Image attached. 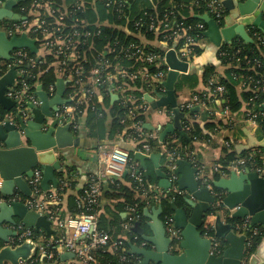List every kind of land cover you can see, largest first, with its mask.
<instances>
[{"label":"built area","instance_id":"2783aa9c","mask_svg":"<svg viewBox=\"0 0 264 264\" xmlns=\"http://www.w3.org/2000/svg\"><path fill=\"white\" fill-rule=\"evenodd\" d=\"M4 1L5 0H0V5ZM121 3L122 0H106L107 6L115 4L119 12H121ZM29 4L32 5L31 13L35 15L33 19L24 18L21 22L12 24L7 28L2 24L0 25V32H3L7 38L20 36L25 31L29 32L27 34H30V31L33 33V36L30 35L29 37L30 40L35 39L36 42H38L41 38L40 46H36L37 53L35 54L29 53V51L27 52L25 48H17L10 52L9 60L0 58V76L5 74L12 67L16 70L15 83L12 87H9L5 93L7 97L15 102V116H20L22 120L26 122L30 119L31 107L38 108L40 106V100L35 95L33 89L35 88L36 90V86L40 84L37 85L36 81L32 85L30 81L36 78L39 80L40 76L48 74L51 66L45 61V57L49 56L50 60H55V70L58 71V73L64 77V81L67 82L64 97L69 100V103L59 106L53 119H51L55 120L57 125H67L69 128L76 130L78 126L75 119L76 116L81 114L86 107H89L91 110L96 108L95 98L96 93L99 91L107 95H116L121 104H131V107L128 108V114L132 121L129 123V131L124 133L127 139L139 142V139L143 140L157 136L146 132L143 129L140 119L136 118V112L139 110H146L147 106L144 101L138 103V98L133 94H125L126 91L131 90V87L127 83L142 81L145 82L146 87L152 90L154 89L157 95H163L165 89L162 82L165 80L168 70L164 63L165 52L173 49L179 59L188 63L190 56L195 51L197 41L200 38L199 35L188 33L190 27L185 26L181 21H176L171 11L166 12L161 19L163 28L168 31L161 36L163 45H166V50L163 55L151 51L145 52L144 49L137 44L130 43L122 45L121 50L125 51L127 59L140 63L136 69L131 70L130 68L122 67L119 63L111 62L105 57L104 53L98 54L92 48L86 46V40L93 35L91 31L83 30L86 26H79L71 31H68L70 29H66L68 28L66 27L68 23H72L74 27L75 24L80 23V20L75 18L74 15L77 11H82V9H84L83 0H75V3L68 6L64 12L57 7L56 0H31ZM204 6L207 8L205 14L219 25L224 14L222 1L204 0ZM25 9L24 6L20 7L19 3L16 8H14V11L20 14V12H24ZM155 24L156 23L153 21L150 22L148 30H153ZM194 27L202 33L206 29V26L202 23H196ZM98 33L97 30L96 34ZM249 33L248 30V34ZM249 36L251 39L254 38L258 41V44L262 47L264 56L263 35L254 31L251 35L249 34ZM179 39H182L179 48H175L172 44L167 45L169 41L173 43ZM235 43L239 45V40L237 39ZM106 49L105 54L113 52V50H109L108 47H106ZM239 53V48H236L231 54L223 50L218 52L220 56H230L237 65L240 66H250V68H259L262 66L260 57L252 59L246 57L239 58ZM86 58L94 61V64L88 68H85L83 64V62L87 60ZM228 63L231 64V60L228 61ZM149 66H155L157 70L149 72L147 70ZM41 85L49 97L54 95V82L49 81ZM241 85L242 87L257 92V94L264 93V74L261 78L258 77L257 79L242 75ZM201 94L202 96L206 95L208 97L207 100H209V97L212 95L216 101H223L222 96L225 94V89L220 81L216 82L213 78H209L203 84V89L196 90L191 94L188 100L179 105L177 104L178 108L185 113L195 106L199 107L205 105L206 101L204 98L199 97ZM256 98L257 97H251L250 102L254 101ZM217 114L216 111L209 112L210 117H214ZM247 117L249 120H252V122L257 123L258 117L264 118V111H251L247 114ZM140 144L141 146L138 152L148 155L150 152L148 142ZM160 146L163 152H165L164 168L168 176V181L170 182V187L167 191L180 193L176 185L177 175L174 173L176 161L178 159H185L188 161L190 157L187 158L185 155L181 157L178 152L167 149L165 145ZM259 156L260 152H257L254 155L238 158L233 168L236 170L246 169L250 172L260 174L261 167L258 163ZM97 163L98 171L88 177L83 193L78 199V204L83 208L82 212L70 216L66 220L59 219L57 217V210L48 207L49 204L58 202L59 192L56 190L51 193L42 191L40 187L42 173L37 168L33 169L32 176L27 179V183L31 190L30 197L23 198L18 192H15L11 196L0 194V202H22L29 210L46 215L48 220L54 222L58 227L71 229L72 235L69 237H62L58 245L60 249L72 253L80 264H99L94 255V251L98 249L109 250L117 255L120 262H127L125 243L128 238L121 236L112 238L109 233L98 229V219L94 211V205L97 204L102 194V180L106 178H121L124 172H126L134 181L132 186L134 192L144 200L147 206L157 203L164 194L162 190L155 186L145 185L146 182L143 172L136 162H130L129 151L117 142L100 145L98 147ZM2 182L3 180L0 177V188ZM62 183L59 190H62V187L67 185L65 182ZM200 183L204 186L206 180L202 179ZM213 196V204L215 205L221 201L222 193L214 194ZM126 213L127 217L123 223V228L131 229L133 224L139 221L140 214L137 211L136 205H127ZM164 225L170 235L177 239L179 238L178 230L173 227L172 216L164 217ZM13 229L15 235L9 237L7 243L0 242V248L4 244L13 246L21 243L27 238L33 239V234L31 232L32 228H26L22 226V224H17ZM40 240L38 244L35 242L39 251L48 259H52V254L46 253L43 249L45 238H40ZM138 246L144 248L148 247V244L143 240H139ZM211 251L219 253V244L214 239L212 240ZM244 255L247 256L248 253L245 252ZM37 259L38 255H34L30 260L21 262L20 264H38Z\"/></svg>","mask_w":264,"mask_h":264},{"label":"water","instance_id":"95a60500","mask_svg":"<svg viewBox=\"0 0 264 264\" xmlns=\"http://www.w3.org/2000/svg\"><path fill=\"white\" fill-rule=\"evenodd\" d=\"M25 0H5L0 5V21L10 19L23 20L25 17L14 11L19 3ZM261 0H245L240 2L238 11L241 15L254 12ZM227 2L223 1L225 6ZM202 20L206 29L203 35L215 46L219 47L224 42H230L233 37H240L244 42H250L251 38L244 29L251 24L264 33V20L259 12L254 17L240 18L239 25H231L221 29L219 25L208 15L196 16ZM35 39L27 37V31L20 36L7 38L0 32V58L10 59V52L14 49L25 48L35 52ZM164 63L168 70L162 85L165 89L163 95L158 94L153 100L145 96L150 102L151 109L169 106L172 114V122L167 124L159 135L163 141L167 134L178 132L184 137L181 120L185 113L182 112L176 102L175 83L180 74L189 70L188 63L182 61L173 49L164 54ZM16 80V70L10 68L0 76V106L7 112L15 107V102L6 96V91L12 87ZM66 81L57 79L54 95L49 97L42 85L36 87L35 95L40 100L38 108L31 107L30 119L24 122L20 116L0 118V177L2 186L0 194L11 196L15 192L24 197L31 196V190L26 179L32 176L33 169L37 168L42 173L40 187L43 191L49 190L50 184L56 187L55 172L60 164L56 158L59 149L73 143V136L67 125L59 126L54 117L58 107L69 103L64 97ZM264 107V104H263ZM198 110L195 106L192 111ZM51 120V121H50ZM50 121V122H47ZM48 127V128H47ZM46 128V129H45ZM246 135V143L235 146L237 154L254 149L256 146L264 148V140L257 142L254 135L248 130H243ZM134 160L140 163L139 168H145L144 161L150 159L155 165V174L158 178V186L167 191L170 187L168 176L158 165L159 154H142L134 152ZM197 169L185 159L176 161L174 173L177 175L176 185L178 190H186L187 196L183 198L185 207L178 208L171 203L173 227L179 232V238L170 235L162 219L160 205L144 209L146 217L145 227L139 221L135 222L131 230L148 247H140L129 244L128 254L140 256L137 264H241L244 258L246 235L236 233L229 222H224L218 214L214 215L212 224L213 236L206 234L204 223L206 216L210 214L212 195L208 188L200 186L195 179ZM126 174L124 172L123 176ZM264 175V157L261 173ZM254 172L240 173L238 176L231 172L229 179H221L212 183L215 188L228 190L223 204L228 210L233 211L229 218L240 219L251 216L249 228L260 225L264 227V178ZM254 193H252V192ZM20 223L26 228L35 231L45 230L49 236L53 233L51 222L44 214H38L29 210L22 202H0V242L7 243L8 238L15 235L13 228ZM222 239L226 242V248L220 253L211 251L212 240ZM37 250L35 241L27 238L19 244H4L0 248V264H20L30 260ZM72 253H65L62 259L73 257ZM44 256H41V261ZM246 264H264L256 255L249 256Z\"/></svg>","mask_w":264,"mask_h":264},{"label":"trees","instance_id":"16d2710c","mask_svg":"<svg viewBox=\"0 0 264 264\" xmlns=\"http://www.w3.org/2000/svg\"><path fill=\"white\" fill-rule=\"evenodd\" d=\"M84 1V9L82 11H77L74 15L75 18L80 20V23L75 24V27L72 23H68L66 25V29H70L68 31L73 30L79 26H86L83 30L91 31L93 35L86 40V46L92 48L96 53L102 54L104 53L105 57L113 63H119L122 67L130 68L131 70L136 69L140 63L135 62L133 60L127 59L125 55V51L121 50L122 45L127 44H137L144 49L145 52H155L156 54L163 55L166 48L163 45V40H161V36L168 31L165 30L162 26L161 19L166 12H172L174 14V19L176 21H181L187 27H190L188 33L198 34L199 40L197 41V45L195 47V51L190 56V58H197L201 52L203 51L200 47V42L207 40V38L203 35L201 31H198L194 25L196 23H202L204 26L205 23L197 18L198 15H203L207 12L206 6H204V0H122L121 3V12L117 11V7L115 4H111V6L106 5V0H83ZM31 0H26L20 3V7L24 6L25 11L20 12L21 16H24L26 19H30L35 16L31 13L32 5L29 4ZM75 3V0H56L57 7L63 12L67 9L68 6ZM119 7V8H120ZM155 22V27L153 30H148L150 22ZM21 20H10L3 19L0 22L5 26V28L9 27L12 24L19 23ZM137 24V25H136ZM98 30V34L97 33ZM258 30L256 28L250 27V35L252 32ZM30 35L33 36V33L30 31ZM262 35V34H261ZM264 38V36H263ZM237 40V39H236ZM236 40H233L231 43H223L220 47H218V52L226 51L228 53H233L236 48L240 49V53L238 54L239 58H255L260 57L262 60V66L259 68H250V66H240L231 58L223 57L218 54L219 62L221 65L226 66V70L224 71L223 78L220 79V83L223 85L225 89V94L222 96L223 102L221 105V110L235 112L240 108L242 102H247L250 111L252 112H260L264 111V93L260 95L257 92H245L241 95H238L236 86L238 85L239 78H233V74L240 76H250L255 79L258 77L261 78L264 74V56H262V47L258 44L254 38H252L251 43H243L239 40V45H236ZM178 42H182V39H179ZM41 38L37 42V47L40 46ZM172 41H169L167 45H171ZM106 47L109 50H113V52L106 53ZM124 47V46H123ZM106 49V50H105ZM26 50V49H25ZM220 50V51H219ZM29 50H27L28 52ZM29 53H31L29 51ZM33 54V53H32ZM87 59V58H86ZM50 57L46 56L45 61H49ZM231 60V64L228 61ZM233 60V61H232ZM84 67L88 68L94 64V61L91 59H87L83 62ZM149 72H154L157 70L155 66H149L147 68ZM214 70V64H206L203 68L202 77H199V73L196 70H193L191 73L187 75H181L178 77L175 83V90L181 88L182 86H187L189 88L195 89L200 82L204 84L207 79L210 78L211 74ZM43 76H40L39 79H42ZM37 81L33 79L30 83L33 85ZM55 82L56 79L50 77L49 80L45 81L43 78V82ZM131 88V90L126 91L125 94H133L136 98H138V103L143 102V90H145L146 84L142 81H134L127 83ZM35 91V88H33ZM240 94V93H239ZM107 95V94H106ZM260 95V96H259ZM199 97L204 98L207 104L210 107H215V98L211 95L208 97L199 95ZM251 97H257L254 101L250 102ZM206 98V99H205ZM16 107V106H15ZM13 110H16V108ZM131 107V104L127 103L126 105L121 104L119 101L115 104L113 108L114 113L112 114L111 124L109 126H105V115L100 112L96 106V108L92 111L89 110L87 114V128L89 132V136L97 141L98 144L107 145L112 143L113 136L117 133H125L129 131L131 119L128 114V108ZM163 109L165 111H169L171 113L170 107L165 106L158 108ZM226 109V110H225ZM144 111L136 112V118L140 119L143 123ZM7 111L0 107V118H3L6 115ZM169 113V114H170ZM162 117L166 119L170 118L163 114ZM204 118L208 119V114H204ZM258 130L257 136L262 137L264 135V118L258 117L257 119ZM193 125V126H192ZM217 125V124H216ZM214 123L208 122L206 124V128L212 131L215 126ZM182 127L185 128L186 136L180 137L178 133L174 135L168 134V136L160 141L159 135L154 131H146L153 135H157L153 138L138 140L140 143H147L150 146V152L157 153L160 151L161 146L165 145L167 149H170L174 152H178L181 157L185 155V148L188 146L191 149L190 144L194 137H198L201 134V130L198 128L196 124H192L190 121L187 122V118H182ZM188 128V129H187ZM173 136V137H172ZM138 142V143H139ZM139 143V148L141 144ZM247 152L242 153V155ZM133 150L129 151L130 162H135ZM236 158L235 154L230 152L229 150L225 151V156L220 160L221 166L225 167L228 164H231ZM165 163V152L162 155V161ZM69 170H72L71 168ZM142 171V170H141ZM143 172V171H142ZM55 176L57 179L62 177V174L59 172H55ZM69 177V176H68ZM218 177V176H216ZM145 185L146 186H156L155 181L156 177L153 175H144ZM69 184L62 187V190H59L62 186L61 180H57L56 191L58 194V202L49 204L48 207L50 209L57 210V217L63 220L66 216H74L80 212H82V207L78 204V199L82 195L85 186L78 189L77 194H69L66 195V189L74 188V182L68 180ZM124 185L120 182H117L114 185L110 186L109 191L105 193V199H109V204L106 203L103 208V212L98 214V229L104 232L109 233L112 238L125 236L127 238H132L133 236L138 237V241L141 240L140 237L134 233L131 229H124L120 226L122 222V218L120 216V212L123 211L122 206L125 205H136L137 211L140 214L139 222L143 227H145L146 217L143 214L144 209H150L152 206L160 205L162 208V216L164 217L171 216V203H174L176 207L182 208L185 207L184 196L183 194H177L172 191H165L164 196L159 199L156 204H152V206H147L144 200L138 196L136 192H134L132 186L134 184L133 179L126 174L123 178ZM113 193V194H112ZM121 199L119 201H112V197ZM64 198H66L64 200ZM65 201V205L62 203ZM99 202L94 205V211H99ZM111 203V204H110ZM105 214V215H104ZM20 224V223H19ZM63 229L56 228V233H52L47 236L44 232H37L34 229H31L33 234L34 241H39L41 235L44 236L45 242H43V249L46 253L52 254L51 261H48V264H55V260L57 261L58 252L60 250V246L58 242L61 240V233ZM206 234L213 236V231L210 228H205ZM264 234V231L262 232ZM63 236V235H62ZM260 235H257L252 242V246L250 247V251H253L255 246L260 240ZM215 240L219 244V252L221 253L227 246L226 242L222 239ZM125 247L127 248V243H125ZM128 261L120 262L117 255L115 253L110 252L109 250H95L94 255L97 258L99 264H137L140 260V256L135 254H128L125 252ZM36 255V254H35ZM40 256H38V259ZM37 259V263H39ZM54 262V263H53Z\"/></svg>","mask_w":264,"mask_h":264},{"label":"crops","instance_id":"0c3cea01","mask_svg":"<svg viewBox=\"0 0 264 264\" xmlns=\"http://www.w3.org/2000/svg\"><path fill=\"white\" fill-rule=\"evenodd\" d=\"M221 1H222V4H223V1L227 2L225 6L223 5L224 14L221 19V22L219 23V28L221 29L227 28L233 24L239 25L240 23L238 21L240 18L254 17L256 12H259L261 19L264 20V0L260 1V3L258 4L254 12L250 14H246V15H241L238 11V6L240 2H244L245 0H242V1L241 0H221ZM250 27L256 28L250 22L248 26L244 27L247 34H248V30L250 31ZM256 29L258 30L259 33H261L264 36V33L261 30H259L258 28ZM27 37L29 38L30 34H27ZM236 39L241 40L243 43L252 42V39L250 42H244L237 35L233 37L230 42L222 41L221 45L223 43H231L233 40H236ZM36 44L37 42L34 44L35 48L37 46ZM200 44H201L200 47L203 51L197 58L196 57L194 59L189 58L188 72L185 74H180L179 76L187 75L191 73L193 70L195 71L197 70L199 73V77H202L204 66L206 64H214V70L210 78H213L214 81L216 82L220 81V79L223 78L224 76V71L226 70L225 68L226 66L221 65L219 62L218 47L215 46L209 39L200 42ZM172 45L175 48H179L181 46L180 42L178 41H174ZM31 53L33 54L37 53V49L35 52H31ZM262 56H263V53H262ZM48 63L51 66L50 70L48 71V74H45L42 77V79L37 80V85L38 84L41 85L45 83L43 82V78L45 81L49 80L50 77H53L56 80L59 78L64 80V77H62V75H60V73H58V71L55 70V64H56L55 60H49ZM233 76H234L233 77L234 79L235 78L240 79L238 81V85L236 86L238 95H241L242 93L249 92V91L254 92L251 89L242 87L241 85L242 75L237 76L233 74ZM54 83H56V81ZM65 88H66V85H65ZM200 89H203V84L201 82L195 89L189 88L187 86H182L181 88L175 90L177 104L179 105L180 103L188 100L193 92H195L196 90H200ZM259 94L263 95L261 93ZM146 95L150 96L153 100H156L157 94L154 91V89L152 90L149 87L143 90V98H144L145 105L147 106L146 112H144V117H143V123H142L143 129L145 131H154L158 135H160L162 130L165 128V126L172 122V114L169 111H165L163 109L162 111L163 114L168 116L170 118L169 120V119H166L165 117H162V112L160 111L161 109H158V108L151 109L150 102L147 101L145 98ZM117 102H118V97L116 95H106L105 93L103 94L102 92H99V91L96 93L95 103H96L97 108L101 110L100 112H102L105 115V126H109L111 124L112 114L114 113L113 108L115 107V104ZM222 102L223 101L221 100H217L215 102L214 108L210 107L209 104L205 103V105L199 106L198 110L196 111H192L193 109L192 108L190 111L185 112L184 118L185 119L187 118V122L190 121L192 124H196L198 128L201 130V134L198 137H194L192 139L191 144H190L191 149H189L188 146H186L185 157L187 158L190 157V160L188 161H190L192 163V166H194L197 169V172L195 173V179L198 181L199 185L202 186L200 183L202 179L206 180V184L204 186L208 188L213 198L212 202L210 203V214L206 216L204 228H210L212 230L214 215L218 214L224 222H229L232 225V228L236 233L238 234L244 233L246 235V245H245L246 248L244 252H247L248 255L247 256L244 255L242 264H246L249 256L251 255H256L259 258V260H264V234L262 233L264 231V227L260 225H255L249 228L248 226L250 225L251 216H246L240 219L229 218L230 214L233 211L228 210L227 207L223 204V200L229 192L226 189L215 188L212 183L218 182L221 179H229L231 172H234L236 176H238L240 173L245 174L247 172H250L246 169L236 170L233 168L235 166V161L238 158H244L249 155H254L257 152H260L258 163H259V166L262 167V162H263V157H264L263 147L256 146L254 149L245 151L247 153L244 155H242V153L239 155L233 150L235 149V146L246 143L247 138L243 131L245 129L248 130L251 135H254L256 137L257 142H261L262 140H264V135L262 137H258L256 133L258 130L257 128L258 124L248 119L247 114L250 113L251 111L249 109L247 102H242L240 105V108L235 112L222 111L221 110ZM84 109L85 110L81 114L77 115L75 118L77 121V125H78L77 129L73 130L70 128V132L72 133V136H73V143L71 145L65 146V148L59 149L58 152H56V158L60 164V167L57 170V172L62 174V177L61 178L59 177V179L56 178V180L58 181L61 180V182L68 183L69 182L68 180L70 179V181L74 182V188L71 189L68 187L66 189V192H67L66 195L77 194L78 189H80V187L82 188L83 186H85L88 177L91 174H95L98 171L97 151H98V147L101 144H98L95 139L89 136L86 119H87V114L89 113V110L90 111L92 110L89 107H86ZM210 111H216L218 114L214 117H210L209 115ZM204 114H208L209 118L205 119ZM13 116H15V110L12 109L10 112H7L4 117L12 118ZM50 121H47V122H50ZM208 122H212L215 125L217 124L212 131L208 130L205 127ZM181 123H182V120H181ZM182 131L185 133V136H186V132H188V130L186 131V129L185 128L183 129L182 127ZM176 133L178 132L175 131L174 133H171V134L174 135ZM111 142L119 143L121 146L125 147L128 151L133 150V152H138L139 150V143L135 140L127 139L124 136V133H120V134L116 133L113 136V139ZM227 150L234 153L236 158L234 161L231 162V164H228L227 166L223 167L221 166L222 164H220L221 163L220 160L224 158L225 151ZM149 154H159L160 155L157 163L160 169L162 171H165L164 160L162 161L163 149H160V151L157 153L149 152ZM135 162L137 163L139 167L140 166L139 161L135 160ZM144 164H145V168H142V167L140 168L143 171V174L144 175L151 174L154 177H156V181L154 182L156 185L155 187L162 190V192L164 193L165 190H163L162 188L158 186V178L155 174L156 168H155L153 161L150 159H147L144 161ZM70 168L72 170H69ZM125 176L126 174L121 178H115V179L106 178L102 180V185H101L102 194H101L100 202H99L100 204L99 211H96L97 217H98V214H101L103 212L104 205L106 203L109 204V199H105V193L109 191L111 185H114L117 182H120L124 185L123 178ZM258 176L260 178H264V175L262 174H259ZM26 182H27V179H26ZM55 188L52 187L50 184L49 190H46V191L42 190V191L51 193L56 190ZM219 193H222L221 201L214 205L213 195L219 194ZM19 194L23 198H25L21 193ZM177 194H183L184 197L187 196L186 190H181L180 193H177ZM112 198H114L112 199V201L114 202L121 200V199L115 198V196ZM65 199L66 198H64V200ZM62 203L64 204L65 201H62ZM156 206L157 205L152 206L151 208L156 207ZM122 209L123 211L120 212V216L122 218V222L120 223V226L123 228V223L125 222V219L127 217L126 205L124 207L122 206ZM69 217L70 216H66L63 220H66ZM56 228H60V227H58L54 222H51V229L54 233H56ZM61 228L63 229V231L61 230L62 231L61 237H69L72 235L71 229H68L66 227H61ZM41 231L46 234L45 230L43 229L37 232H41ZM257 235L261 236L260 240L255 246V248L253 249V251H250L252 242ZM122 237H125V236H122ZM38 238H39V241H35L37 242V244L41 241L40 238L44 239V236L41 235ZM126 243H127V248H126V251H127L129 249V244H133L136 246L139 245L138 237L135 235L132 238H128ZM65 253H70V252H67L63 249L59 250L57 261L55 260V264H80L74 256L70 258L68 257V258L62 259V256ZM35 254L40 256V258L38 259L39 260L38 264H48L47 262L51 261V259H48L47 257L41 254L38 247H37ZM41 256H44L42 261H41Z\"/></svg>","mask_w":264,"mask_h":264}]
</instances>
